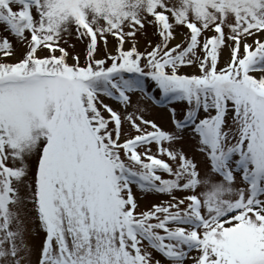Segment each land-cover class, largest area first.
<instances>
[{
  "label": "snow or ice",
  "instance_id": "obj_1",
  "mask_svg": "<svg viewBox=\"0 0 264 264\" xmlns=\"http://www.w3.org/2000/svg\"><path fill=\"white\" fill-rule=\"evenodd\" d=\"M0 25V264H264V0H0Z\"/></svg>",
  "mask_w": 264,
  "mask_h": 264
},
{
  "label": "rangeland",
  "instance_id": "obj_2",
  "mask_svg": "<svg viewBox=\"0 0 264 264\" xmlns=\"http://www.w3.org/2000/svg\"><path fill=\"white\" fill-rule=\"evenodd\" d=\"M171 2L175 3L176 0H171ZM180 31H186V29H181ZM4 31H3V26L0 25V35H3ZM66 39L69 40L68 44H63L64 47H66L68 49V51L70 53H72L73 55H79L81 57V63H83L84 58L86 56V51H87V38H84L83 40H76L74 37L69 38L66 37ZM151 40L153 43L158 42L159 37L156 35H153V29H148V36L147 38H145L144 36H139L138 37V41H137V46L139 48L140 51H144L147 47H148V40ZM108 40V44H107V51H115V49L117 48V40L115 37L109 35L107 37ZM177 41L180 40V36H177L176 38ZM176 41H173V43H175ZM74 44L75 47L72 48L69 45ZM130 44H125V47H129ZM105 52V45H104V41L102 39H98V55H100L101 57H103ZM228 60V52L225 51L223 53L222 56V60H221V65H224V62ZM9 62H13L12 59H9ZM71 63V60L69 61ZM183 71L185 72H195L196 69L194 67H190V68H186L183 69ZM254 75H259V74H254ZM151 83V82H149ZM139 97V94H136L133 96V101L135 102ZM106 102H110L113 103L114 106L118 107V105H116V103L114 101H106ZM141 107H146L147 111L144 113V115L149 118V119H153L155 120L159 125H161L162 127L166 128V129H172L173 128V124L169 119V111L170 108L172 106H168V107H160L158 105H156L154 102L149 101V100H144L143 103L141 104ZM134 109H129V111H132ZM183 113H180L178 110V116L177 118H182ZM125 132L126 133H131V134H135L134 130L130 129V127L125 124ZM183 143V147L184 150L189 154L192 155L193 153H195V141L191 140L189 137H185V140L182 142ZM153 147V152L157 151V147L155 145L152 146ZM196 154V158L201 162V168H202V172L203 171H208L209 169L206 167V160L205 157H203L202 155L195 153ZM163 177L165 179L170 178L167 176V174H162ZM134 191H136V194L138 197L141 196V193L136 190L134 188ZM168 199L167 196L165 195H157V194H143L142 198L140 199V207L141 209L147 210L148 208H150L153 204L156 203H162L164 201H166ZM154 255L157 256V258L159 257V254L154 252Z\"/></svg>",
  "mask_w": 264,
  "mask_h": 264
}]
</instances>
